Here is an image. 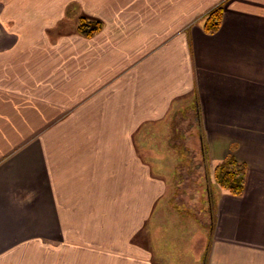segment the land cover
Returning <instances> with one entry per match:
<instances>
[{
    "label": "crops",
    "instance_id": "crops-1",
    "mask_svg": "<svg viewBox=\"0 0 264 264\" xmlns=\"http://www.w3.org/2000/svg\"><path fill=\"white\" fill-rule=\"evenodd\" d=\"M80 17L102 29L79 35ZM184 112L203 135L201 185L233 158L245 187H214L198 223L183 222L202 250L182 238L181 254L264 264V0H0V264H61L62 245L88 247L97 220L100 253L88 254L101 264L175 259L158 258L153 236L167 238L156 214L177 161L163 137Z\"/></svg>",
    "mask_w": 264,
    "mask_h": 264
},
{
    "label": "trees",
    "instance_id": "trees-1",
    "mask_svg": "<svg viewBox=\"0 0 264 264\" xmlns=\"http://www.w3.org/2000/svg\"><path fill=\"white\" fill-rule=\"evenodd\" d=\"M222 16H223V8L222 5L216 6L213 9H211L204 17L203 21V30L207 34H214L216 33L222 22ZM102 29V24L99 21L91 20L85 17H80L77 20L76 25V32L85 37V38H91L97 33L100 32ZM169 120V125H170ZM173 124V123H171ZM172 125L168 126V132L163 137L165 138V144H166V152L173 153L174 157L179 159L182 155V153L190 152L193 155L194 162L202 161L203 159V153L204 148L202 146L203 143V135L199 129V127L196 125H193L191 130H188L185 134L190 140L189 145L187 144V147L185 148L183 144V150L179 147L177 144H172L170 142V138H168V134ZM171 132V131H170ZM173 133V131H172ZM159 138V137H158ZM162 138V139H163ZM180 165L181 160L178 161ZM177 163L174 164L172 171L169 173V177L171 178V188L175 191V189H178L181 185L177 184L178 181V173L177 169L179 167ZM195 186H197L198 190L196 192V200H191L189 202V205H191L193 210H196L197 212H201L204 204L209 203L208 201H212L214 198V187L220 189L221 191L226 192V194H229L231 196H241L244 192L245 187V166L242 163H238L235 159L229 158L228 160L222 161L220 163H217L216 165H213L212 167L207 169V175H206V181L204 187L201 185L202 178L204 179L205 174L202 173L198 175V173L195 171ZM176 183V184H175ZM213 187V189H212ZM197 202V203H196ZM163 212H164V220H167L170 217H173L175 220L174 226L175 229H178V236L177 238H174L177 242L182 237V229L184 228V221L186 223H192L195 222L197 219V213L189 212V211H181L179 209H175V211L170 209V203L163 204ZM176 214H175V213ZM183 212V213H182ZM167 217V218H166ZM196 219V220H195ZM198 221V220H197ZM183 224H181V223ZM212 224L214 223L213 220L211 221ZM198 223V222H197ZM196 224V223H195ZM187 227V226H186ZM209 230V229H208ZM211 230V229H210ZM209 230V233H210ZM175 237V236H174ZM179 244L173 242L171 244V250H180L178 248ZM167 248H170V246H166ZM163 250H165V246L163 245ZM178 256L173 259L171 262L166 264H182V257L181 252H177ZM202 262V261H200ZM201 264V263H200Z\"/></svg>",
    "mask_w": 264,
    "mask_h": 264
},
{
    "label": "rangeland",
    "instance_id": "rangeland-1",
    "mask_svg": "<svg viewBox=\"0 0 264 264\" xmlns=\"http://www.w3.org/2000/svg\"><path fill=\"white\" fill-rule=\"evenodd\" d=\"M173 116H175V117L170 120V122L173 123V124H170V125H172V127L170 129L171 132L169 131L170 134H168L169 135L168 138L171 139L170 142L172 144L179 145L180 148L182 147L183 144L187 143L189 145L190 140L188 139V137L186 136L185 133L188 130H191L193 125L198 126L197 116L194 114V112L175 113ZM186 121H188V122H186ZM172 131H173V133H172ZM167 132H168V130H167ZM166 136H167V134H166ZM166 136H164V137L166 138ZM160 138H162V137H160ZM183 156L185 157V159L181 160V163H183L182 165L178 164L179 163L178 159L175 162L179 165V167L177 169L178 181L176 183L178 185L180 184L181 186L178 189H175V191L172 190L171 186H169L167 191H166V194L164 195V198H163L164 201L163 202H164V204L170 203V209L173 211H175V209H179L181 211L186 210L189 212L197 213V211L193 210L191 205H189V202L191 200H193V201L196 200V197L194 198V196L196 194H194V192L192 191L193 184L191 183L190 179L195 178V176H194L195 169L202 171V168L199 167L197 164H193V162H192L193 155L192 154L186 155V153H183ZM173 163H174V161H173ZM168 168L169 167H167L166 171H168ZM158 169H160V172H162V171L164 172L166 168L158 166ZM188 177H189V179H188ZM168 180H169V185H171V178L168 177ZM163 207H164V205H163ZM144 210H142V212H141L142 214H143ZM136 215H138V214H136ZM129 216H130L129 220H130V225H131L132 219L136 218V216H134V214H130ZM164 217H165V215H164L163 210L157 212L156 221L163 222L162 224L165 227L164 231L167 233V235L165 236V237H167L166 239L163 238L165 234H163V231L161 229L157 230L154 233L153 238L157 239L156 240V245H157L156 248H157L158 258H160L161 260L166 262L167 260L171 259V255L173 254V252L177 253V252H181V249L184 250L185 244H184V241L182 242L183 244H181L182 238L183 239L187 238V239H189L190 242L198 243V246H199L198 249L201 247V242H203V237L200 234V232L196 231V234L191 233V234H193V236H191L189 238V235H188V237L185 236L186 231H184V233H183L184 236L180 237L181 239L179 240V242H178L179 245L177 246L178 248H180V250H171V244L174 241H176L174 238H177L178 232L174 226V223H175L174 218L169 216V218L167 220H164ZM197 220L195 221V223H197ZM99 225H100V220H97L96 222L93 223V226L95 228L92 230L93 237L91 240V244L88 247H86V248L83 246H81V247L80 246L70 247V246L62 245L61 253H60L61 264H101L100 258L99 259H97L98 257L93 258L92 256H90L88 254L91 251L93 254L95 252L100 253L101 231H100ZM191 226H194V225L191 224ZM208 226H209V224H206V227H208ZM184 227H186V225H184ZM199 229H201V228H199ZM164 241L168 242V244L170 245V248L165 247V250H162L161 245L165 243ZM48 248L49 247L46 246V250H48ZM71 249H72V252H69V251H71ZM101 249L106 255L110 251V247H108V243L104 244V246H101ZM201 250H202V247H201ZM48 252H52V251L49 249ZM198 252H200V250ZM73 257H74V260H73ZM181 257L183 258L182 264H188V259L182 254H181ZM105 264H146V263L143 262L142 259L137 260V258L133 255H130V256L126 255L123 257V259L121 261H119V262L114 261V262L110 263L109 262V255H108V260H107V263H105Z\"/></svg>",
    "mask_w": 264,
    "mask_h": 264
}]
</instances>
